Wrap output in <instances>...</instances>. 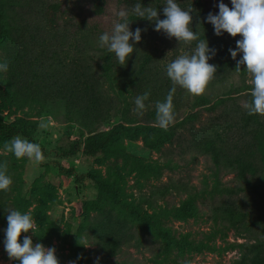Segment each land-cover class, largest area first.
Masks as SVG:
<instances>
[{"label": "rangeland", "instance_id": "1", "mask_svg": "<svg viewBox=\"0 0 264 264\" xmlns=\"http://www.w3.org/2000/svg\"><path fill=\"white\" fill-rule=\"evenodd\" d=\"M97 1L0 0L7 31L5 41L0 43V63L7 62L9 66L6 73L0 72V79L13 97V107L5 114V122L26 129L31 136L30 142L39 143L45 157L40 162L27 157L17 159L4 149L5 141L10 140L0 142V164L7 162L8 174L13 180L9 191H0L3 201L0 264H20L9 258L4 247L7 208L31 212L38 225L37 232L23 233L20 242L23 243L24 236H31L33 243L55 247L60 264L72 261L97 264V260L99 264H234L242 253L240 244L247 241L238 238L233 229L224 222L215 221L213 216L222 205L233 203L239 207L248 202L243 194L230 197L212 192L215 171L210 170V161L203 156L199 145L204 137H210L233 148L250 137L251 125L246 124L248 112L243 104L251 100L253 85L246 65H242L243 71L239 73L235 68H228L217 47L209 43V47L216 50L209 63L217 66V72L201 95H192L177 86L183 93L179 104L174 106L175 123L170 125L176 130L174 140L158 150H150L145 147L140 134L123 137L120 145L123 153L117 157H89L82 149L73 156H66L74 144H83L89 133L81 119L69 114L67 109L66 99L72 90L83 89L92 82L96 94L107 108L112 109V119L95 127V131L108 130L118 124L159 127L156 123L157 98L150 91L156 90L159 95L160 86L167 83L172 86L166 75V65L181 54H191L196 46V41L180 43L162 31H155L153 21L129 20L133 32L136 28L143 30L137 47L155 58L148 78L143 82L133 80L114 67L115 54L108 61L111 53L107 47L101 48L97 38L91 41L87 30H82V19L98 20L92 13ZM108 1L111 2V18L98 22L108 21L111 33L114 24L119 22V11H130L133 6L120 0ZM196 1L176 0L184 9L195 8ZM57 2L65 7L66 18L58 31H52L46 25L45 13L49 4ZM202 2L213 6L215 14L219 13L221 0ZM223 3L233 7L231 0H223ZM165 5L166 0H160L152 6L160 10L161 19L166 18L163 14ZM192 16L190 27L193 31L199 30L201 35L195 10ZM218 37L230 45L242 39L241 35L233 37L227 32ZM239 56L241 59L243 53ZM232 85L237 91L219 101V96L224 95L221 92ZM146 91L150 92L145 101L146 110L143 116H138L134 101ZM202 95L207 96L211 104L194 107L197 96ZM213 105L214 109H210ZM191 114H196L197 118L191 120ZM259 116L264 121V115ZM42 123L47 127H40ZM138 160L152 170H141L136 164ZM229 172V168H223L219 176L223 184L234 186L235 175ZM90 175L118 188L121 201L114 202L107 195H104L106 200L99 201L98 187ZM205 177H209L208 193L198 199L199 213L195 218L182 220L175 216V210L187 198L186 193L175 191L158 200L154 197L161 215L159 220L169 229L168 239L153 234L160 223L145 224L148 228L143 232L144 236L135 233L131 245L114 257L89 239L91 221L104 211L113 212L140 230L143 224L129 213L124 202L135 206L141 196L149 198L170 183L187 184L200 191L205 187ZM144 207L147 212H153L146 204ZM151 224H154L152 228L149 227Z\"/></svg>", "mask_w": 264, "mask_h": 264}, {"label": "trees", "instance_id": "2", "mask_svg": "<svg viewBox=\"0 0 264 264\" xmlns=\"http://www.w3.org/2000/svg\"><path fill=\"white\" fill-rule=\"evenodd\" d=\"M128 6H133L140 3L144 6H153L154 3H159L160 0H120ZM111 2L108 0H98L92 10L93 15L98 20L110 19ZM196 18L203 24L199 23L202 28V33L199 36L201 40L207 39L209 43L216 46L220 51V58L224 65L228 68H236L237 61L240 59L238 55L236 60L231 56L229 49H236L237 44H229L225 40H221L214 31V26L207 22L209 13H215L213 6H209L207 2L197 0L194 8ZM46 25L52 31H58L62 22L66 18V9L61 3H51L48 5L45 13ZM129 20L139 22H149L146 19H140L136 15L129 16ZM98 20L82 19L80 24L82 30H87L88 37L91 41L95 38L99 41V36L104 32H109L108 21L98 22ZM74 25V22H71ZM7 31L5 26V13L3 5L0 2V43L5 41ZM139 44V43H138ZM135 44L134 53L131 58L126 61L125 65H120L118 60L114 64L118 68L120 74L128 75L131 79L138 82L145 81L149 76L150 68H154V57ZM111 53V52H110ZM111 56V57H110ZM114 56V53L109 54L108 61ZM108 63V62H107ZM113 64V61H111ZM242 67V66H241ZM243 71V70H241ZM170 80V78H168ZM171 81V80H170ZM169 83L165 86H160V93L156 90L150 91L156 101L163 102L167 93L171 89ZM237 88L234 85L229 90H225L224 95L219 96V101L225 95H231L236 92ZM183 91L177 90L174 97V106L179 104ZM252 99V98H251ZM251 101V100H250ZM66 106L69 114L81 119L84 128L89 131L88 136L84 138L83 144L73 145L71 150L67 152L66 156H73L80 152L89 157H97L104 155L107 157H117L122 155L121 139L123 137H136L142 135V140L145 147L150 150H158L170 143L176 137V130L172 126L164 130L160 127H145V126H129L118 124L104 131H95V127L105 124L112 119V109L107 108L105 103L101 100L92 85V82L84 85L83 89L72 90L66 99ZM211 104L207 96H197L194 107L201 108ZM13 107L12 94L6 89L0 79V142L2 140H11L16 136L30 141L31 136L26 129L17 128L12 124L5 122V114ZM215 105L210 106L214 109ZM248 114V113H247ZM197 118L196 114H191V120ZM254 122H252V120ZM247 125H251L250 137L244 138L236 147H229L225 142H218L210 137H204L200 142L199 147L203 156L210 161V170L215 173L212 174L213 193L221 194L222 196H230L243 194L248 203L241 204L239 207L232 205H222L216 209L214 214L215 221L224 222L235 231V235L247 242L240 244L242 250L240 258L235 260L234 264H264V121L260 120L259 114L247 115ZM246 127V126H243ZM137 166L145 171H151L150 166H145L142 160H138ZM159 169L160 166L157 165ZM223 168H229L231 174L235 175L234 186H226L222 183L220 178V171ZM90 179L96 183L99 190V201H104V195L111 197L112 201L119 203L120 194L118 188L108 186L107 183L90 175ZM204 188L200 191L195 187H189L187 184L170 183L159 188L151 197L141 196L136 202H124V207L129 213L139 220L143 225L141 229L134 227L128 220L120 219L111 211H104L100 216L91 221V232L89 239L94 240L95 244L110 256H116L121 253L126 246L131 245L135 238V233L139 236H144L143 232H147L149 223H160L159 228L154 231L158 238L168 239L169 229L164 227L159 220L161 215L157 211L156 198L165 199L172 192L186 193L187 198L185 202L178 208H174L175 216L182 220L195 218L199 213V208L196 203L199 198L205 196L208 192L206 188L209 187V177H205ZM4 193V192H3ZM3 201L0 200V216L3 215L1 205ZM144 204L152 213L145 210ZM175 207V206H174ZM154 224H151V227ZM135 228V229H134ZM78 249V244H75ZM167 249V248H166Z\"/></svg>", "mask_w": 264, "mask_h": 264}, {"label": "clouds", "instance_id": "3", "mask_svg": "<svg viewBox=\"0 0 264 264\" xmlns=\"http://www.w3.org/2000/svg\"><path fill=\"white\" fill-rule=\"evenodd\" d=\"M231 3L233 7L230 8L221 0L218 4L219 13H209L206 19L214 26L217 36L223 35L224 32L233 37L242 36V39L237 41L236 49H229V51L234 60L243 53L242 58L237 61L235 70L239 73L241 66L246 65V71L252 77V99L245 102L243 107L249 115H264V0H231ZM193 11L194 8L191 7L181 8L176 0H166V5L163 7L166 18L161 19L160 10L151 5L144 6L136 3L130 11H119V22L114 24L111 33L104 32L99 36V46L107 47L109 52L114 53L120 65H125L131 58L137 49L135 44H138L142 38V29L136 28L134 32L131 30L132 21H129V15L153 21L155 31H162L168 38L174 37L180 43L190 44L196 41L191 54H181L166 65V75L170 78L172 87L165 100L157 101L155 105L156 123L164 130L175 123L173 97L177 86L192 95H201L217 72V66L209 63L216 55V50L209 47L207 39L199 38V30L193 31V27H190L193 24ZM201 23L203 24V21ZM199 25H197L198 29ZM8 68L7 62L0 63V72L6 73ZM149 96L150 92L146 91L135 98V112L138 116H143L146 110L145 101L149 99ZM40 127L46 128L47 125L42 123ZM4 149L13 153L17 159L27 157L40 162L45 158L39 143L30 142L20 136L5 141ZM12 183L7 162H4L0 164V191H9ZM5 211L8 226L4 230V247L10 259L18 260L20 264H60L55 247L33 243L31 236H24L23 243L20 242L23 233L36 234L37 232L38 225L30 211L21 213L13 208H7ZM70 264H76V262L72 261Z\"/></svg>", "mask_w": 264, "mask_h": 264}]
</instances>
